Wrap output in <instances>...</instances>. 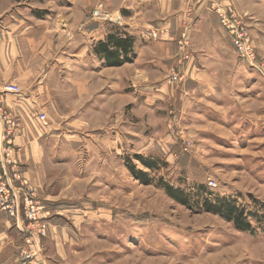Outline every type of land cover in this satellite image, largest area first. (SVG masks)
Listing matches in <instances>:
<instances>
[{
	"label": "rangeland",
	"instance_id": "374dc122",
	"mask_svg": "<svg viewBox=\"0 0 264 264\" xmlns=\"http://www.w3.org/2000/svg\"><path fill=\"white\" fill-rule=\"evenodd\" d=\"M22 1L49 24L59 15L57 24H71L73 34L90 21L121 29L125 16L133 15L130 20L139 23L118 0ZM172 16L178 33L171 52L154 47L165 39L152 20L142 23L139 35L118 34L131 38L129 62L138 39L142 72L138 86L125 84L117 111L120 95L108 82L109 115L101 128L90 117L105 98H95L73 120L66 107L55 109L53 123L47 115L40 120L54 127L50 160L40 164L48 178L38 186L24 176L42 216L34 227L44 232L26 241L29 217L24 215L30 221L25 227V217L16 220L4 211L24 235L17 264H36L40 255L46 264H264V66L258 65L264 62V0H180ZM225 18L245 29L252 57L238 56ZM190 60L198 73L188 78V89L184 79L195 71L186 65ZM125 63L104 65L112 71L106 73H134ZM174 73L180 80H172ZM133 89L138 106L130 97ZM149 160L153 165L145 166ZM136 170L146 172L149 182L142 183ZM166 186L186 203L170 197ZM37 189L52 193L49 209ZM229 203L242 211L249 230L206 208ZM29 251L21 262L19 255Z\"/></svg>",
	"mask_w": 264,
	"mask_h": 264
},
{
	"label": "crops",
	"instance_id": "0c3cea01",
	"mask_svg": "<svg viewBox=\"0 0 264 264\" xmlns=\"http://www.w3.org/2000/svg\"><path fill=\"white\" fill-rule=\"evenodd\" d=\"M118 1L121 2L122 8L134 14V19L139 23L130 20L133 19V15L125 16L126 25L121 29L90 21L85 31H76L79 33L74 32L75 35L70 30L73 29L71 24L69 26L57 24L56 20L61 19L59 15L53 14L55 21L49 24L48 20L35 18L30 13L33 5L28 1L0 0V86L12 82L21 87V93L5 92L2 94V99L16 122L13 143L17 149L21 169L27 178H34L33 181L35 180L38 186L42 184L45 176L48 178L40 164L50 160L48 147L52 144L49 141L51 139L49 132L54 129L49 124L47 126L39 124L38 114L46 113L53 123L52 115L55 109L66 107L69 109V115H74L69 118L73 120V117L83 115V107L87 104L92 107L95 98H105V102L99 103L97 112L90 117L100 121L98 129L106 123L109 115L108 82L114 84L116 93L120 95L116 111L123 106L125 84L130 83V86L134 87L140 83L142 72L140 58L143 56L138 52L140 46L136 37H134L135 58L132 62L124 64L135 70L128 76L121 73L108 75L106 72L112 71L105 70L103 60L93 51L94 43L103 40L108 33L118 35L126 31L129 34L139 35L143 27L150 25L149 20H152L160 27V36L165 39L155 43L154 47L163 52H171L175 49L171 39L178 33V23L176 17H168V14L179 11L180 0H146V3L142 2L136 6H133L134 0ZM13 8L16 9L12 11ZM143 17H146L144 22ZM143 49L147 50V48ZM194 63L190 60L186 64L188 66L192 64L195 68L193 72L195 74L187 75L184 79V86L188 89L191 88L188 83L192 84L188 78L198 73ZM144 65L148 66V64ZM137 95L136 89L130 93L131 100L136 106H138L136 102L138 99L135 97ZM77 107L79 108L76 110ZM78 121L83 122V119L80 117ZM37 194L44 207L49 209L50 200L54 199L52 193H43L41 189H37ZM14 222L0 210V264H17V251L24 244V235L17 230ZM62 231L65 232L66 229ZM50 235L52 238V233ZM41 256L35 260L36 264L47 263L44 258L39 259Z\"/></svg>",
	"mask_w": 264,
	"mask_h": 264
},
{
	"label": "built area",
	"instance_id": "2783aa9c",
	"mask_svg": "<svg viewBox=\"0 0 264 264\" xmlns=\"http://www.w3.org/2000/svg\"><path fill=\"white\" fill-rule=\"evenodd\" d=\"M224 23L232 36V43L238 56L252 57V46L245 29L241 26L230 25L226 18ZM258 65L259 68H263L264 62H259ZM172 80H180V75L178 73L172 74ZM2 92L19 94L21 93V87L16 83L8 82L0 87V98H2ZM45 115L46 113H39L38 119L44 120ZM16 127L13 115L0 101V209L16 220L25 217L24 215L29 217L32 222L31 229L27 225L30 221L25 217L28 220V222H25V227L27 225L32 235L26 232L29 235L26 241H29L30 239H36L35 236L42 234L44 229L34 227L37 222H40L41 218L39 217L42 216L40 212L38 216L37 206L35 205L37 201L36 192L21 170L17 149L13 143ZM30 255V251L23 252L19 255V259L24 262L29 259L27 257Z\"/></svg>",
	"mask_w": 264,
	"mask_h": 264
},
{
	"label": "trees",
	"instance_id": "16d2710c",
	"mask_svg": "<svg viewBox=\"0 0 264 264\" xmlns=\"http://www.w3.org/2000/svg\"><path fill=\"white\" fill-rule=\"evenodd\" d=\"M94 52L99 55L105 66H118L123 62H129L132 60L130 56H132L131 49V38L125 37L122 38L117 34H108L104 41H100L96 46H94ZM121 56V57H120ZM138 157V156H136ZM145 166H152L153 163L151 160L144 162ZM133 167L131 166V170ZM135 176L139 178L142 183H148L149 178L146 172L141 170H136ZM166 191L170 197L177 200L181 203H186V200L182 197L181 194L172 190L171 187L166 186ZM208 211H212L214 213H220L224 215L229 220H232L235 226L240 230H249L251 225L249 222H245L242 215V211H238L237 208L233 205L223 204L220 207L216 206H206Z\"/></svg>",
	"mask_w": 264,
	"mask_h": 264
}]
</instances>
